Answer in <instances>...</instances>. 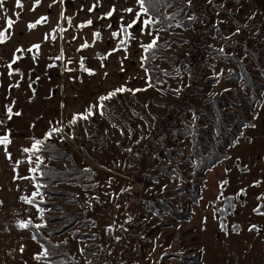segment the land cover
I'll list each match as a JSON object with an SVG mask.
<instances>
[{
	"label": "rangeland",
	"instance_id": "374dc122",
	"mask_svg": "<svg viewBox=\"0 0 264 264\" xmlns=\"http://www.w3.org/2000/svg\"><path fill=\"white\" fill-rule=\"evenodd\" d=\"M205 1L212 10L211 24L215 25L205 42L213 47L215 59L210 60L211 65L205 66L203 79L214 78L215 81L206 85V95L197 105L205 104V112H211L205 100L226 92L237 104L248 106L249 101L245 99L248 90L241 82L230 80L238 71L231 56L243 63L257 81L264 83V75L260 71L264 65V16L253 0ZM186 5H189L187 0H175L164 12L174 14ZM190 11L185 13L186 18L192 16ZM198 14V18H201L204 13L200 11ZM175 22L168 29L160 30L159 41H165L168 35L174 34L187 42H172L164 50L166 54L156 59L164 83H157L147 91L137 92L135 95L129 92L118 94L110 100L103 115L97 112L87 121H78L74 126L78 131L76 135L66 124L72 115L64 116L60 124L55 126L63 128L61 133L54 134L59 147L75 154L78 166L90 168L92 173L91 178L83 183L65 182L53 186L56 190L76 195L83 208L59 197L48 198L59 201L72 212L83 211L88 219L94 221L93 225L74 226L51 238L54 243L65 244L74 260L73 264H185L175 256L177 253L188 256L200 254L201 264H264V216L253 212L257 204H264V200L256 199L264 193V137L251 134L248 127L243 130V136L239 137L236 144L227 150L228 157L203 175L201 197L191 205L188 220H176L161 209L160 214H157L146 207L148 202L156 204L157 200L167 197L178 204V197L171 190L180 186L183 181L177 174L172 177L161 175L163 166L179 164L181 168L189 169L183 164V159L189 152L190 142L181 137L167 140L169 149L181 148V152L173 154L171 158L163 153L157 156L149 151L140 154L136 152L139 148L145 150L142 141L150 133V128L155 125L158 117L171 114V104L191 84V69L187 64H181V61L189 53L188 41L195 36L194 26L183 28L178 21ZM153 33L155 34V30ZM136 37L135 43L129 44V59L125 61L128 65L123 61L124 73L120 71V61L125 52L117 54V57L111 55L106 68L102 69L103 78L93 81L94 93L103 94L106 89L109 92L115 89L112 87L120 85L132 89L145 87L146 75L138 59L142 49L138 44L141 41L148 43L151 37L141 36L140 33ZM245 50H256L259 63ZM210 54L204 51L201 60L205 61ZM217 54L229 57L219 58ZM77 71L81 72V69L72 63L70 67L62 68L61 77H74ZM164 72L167 74H163ZM36 74L40 75L41 70ZM45 75L46 82L48 75ZM42 83L36 90L33 82L29 81L32 88L29 95L34 99L43 96L51 87ZM16 102L28 106L34 101L30 99ZM262 102L253 105L256 113ZM221 107L229 111L235 110L227 99ZM199 111L196 108L195 113L199 114ZM195 113L191 110L184 113L181 123H193ZM248 117L253 124L255 117L251 113ZM43 135L44 133L39 132H13L10 139L14 143L8 146L12 160L0 158V201H3L0 205V264H49L33 258L35 253L42 251V246L32 239L27 229L17 227L18 221L29 218L34 224L41 223L34 205L26 204L20 199L21 196L31 195L35 190V182L13 180L16 160L22 161L17 167L19 175H33L28 169L35 166L36 156L32 157L33 163L30 164L27 159L29 154L24 153L22 148L30 146V138H42ZM246 136L249 137L248 140ZM76 144L82 145V149ZM0 148V155L3 152L6 156L3 145ZM131 150L140 159L128 160V152ZM37 155L43 158L44 164L49 161L47 155ZM54 163L64 167L70 164V160L58 159ZM223 181H228V184L221 188ZM254 181L261 183L253 187ZM85 185L92 187L85 188ZM241 188L246 189L247 194L235 198ZM221 191L224 197H234L235 208L226 215L225 220L228 235L220 228L218 209L224 200L216 198ZM51 214L59 212L52 210ZM234 224L239 226L238 234L232 231ZM253 224L261 229L259 233L255 230L248 231ZM73 230L89 232L94 238L73 239ZM40 232L48 236L46 231L41 229ZM117 236L120 237L119 240L116 239ZM21 245L24 246L23 252L19 250ZM82 248L83 253L80 251Z\"/></svg>",
	"mask_w": 264,
	"mask_h": 264
},
{
	"label": "trees",
	"instance_id": "16d2710c",
	"mask_svg": "<svg viewBox=\"0 0 264 264\" xmlns=\"http://www.w3.org/2000/svg\"><path fill=\"white\" fill-rule=\"evenodd\" d=\"M173 3H175V0H167V5L159 6V12L162 14L161 19L163 16L174 17V19L170 21L171 26L176 23L175 21H178L183 28L194 26L195 36L192 40L188 41L189 53L185 54L181 61V64H187L191 69V84L183 94L179 95V99L171 104V114L158 117L155 125L150 128V133L142 141L145 150L139 148L136 152L140 154L144 153V151H149L150 154L155 153L157 156L163 153L167 158H171L173 154L180 153L181 148L169 149L167 147L168 139H178L181 137L184 141L190 142L189 152L183 159V164L189 169L186 170L181 168L179 164H168L167 166H163L161 173V175L169 177L177 174L179 179L183 181L180 186L171 190V193L178 197L176 198L178 204H174V200L167 197L157 200L156 204L148 202L146 205L149 210L157 214H160L159 209H161L163 212L169 213L171 217L176 220H188L190 218L191 205L197 203L201 197V188L204 183L203 175L217 164L224 161L228 157L227 150L236 144L239 137L241 138L243 136V130L246 127L252 126V121L249 119L248 114L251 113L253 117L256 116L253 105L257 102H259V104L262 102L264 83L257 81L256 77L249 73L243 63L238 62L234 56H231V59L235 65H237L238 71L233 74L230 80L241 82L248 90L245 99L249 101V105L243 106L237 104L232 98L225 94L226 92L205 100L211 112H205V104L201 103L197 105V103L202 102L203 97L206 95V85L213 84L215 81L214 78L203 79L205 66L211 65L210 60L215 59L213 47L205 42L208 33L215 29V25L211 24L212 10L205 0H192L191 5L182 6L179 12L166 14L164 10L170 8ZM187 10H191L192 16L195 17L194 20H189L185 17ZM200 11L204 14L201 18H198V13ZM168 23L169 21H163V27L161 24H157L153 26L152 30H166L169 28L166 27ZM172 42L187 41L174 34H170L165 41H158L160 47L156 51L155 57L145 61V67L152 75L154 85L157 83H164L162 72L157 67L155 61L158 57L166 54L164 50L168 48L169 44ZM256 50L245 51L257 62L259 60V54ZM204 51L211 54L205 61H202L201 59ZM142 55H145L143 51ZM217 55H219L217 56L219 58L229 57L223 54ZM142 70L145 72L144 68H142ZM260 71L264 75V65H262ZM163 74H165V72ZM225 99L229 101L231 107L235 110L229 111L221 107V105L225 103ZM104 103L108 106L110 100ZM196 108L200 110L199 114L195 113ZM189 110L195 113L193 123H181L182 115ZM66 124L74 135L78 133L77 128L74 127L75 125H69L68 122ZM55 136L56 135L46 142L47 150L37 153L47 155L49 161L41 165L44 174H37V181H34L35 183L39 182L43 185L40 189L43 202L41 203V198L37 197L35 203H39L40 207L45 210L44 219L41 220L40 218V220L41 223L46 224V227H42L41 229L46 231L48 236L43 235L40 232L41 229L37 231L30 227L27 230L32 236H36L35 241L37 243L50 250V256L48 258H41L39 259L40 261H54L55 264H73L74 260L65 248V244L54 243L51 238L70 230L74 226L85 227L88 226V224L93 225L94 221L88 219L83 211L72 212L59 201H51L48 198L59 197L71 204L79 205L83 208L81 200L76 195L68 191L56 190L53 186L65 182L83 183V181L91 178L92 173L90 168H80L77 164L75 154L61 149ZM248 139L249 137L246 136V140ZM76 146L82 149V145L76 144ZM58 159H69L70 164L60 167L54 163V160ZM127 159L136 161L140 159V156H136L134 150H131L128 152ZM84 187L90 188L92 186L85 185ZM225 197L231 196L228 195ZM226 203L227 201L224 200L223 205L219 209L224 208ZM52 210L58 211L59 214H51ZM232 210L233 209H229L227 212L218 211L221 223H225L226 215L230 214ZM72 238L87 240L93 239L94 235L89 232L73 230ZM175 256L185 264H201L200 254L188 256L177 253Z\"/></svg>",
	"mask_w": 264,
	"mask_h": 264
},
{
	"label": "crops",
	"instance_id": "0c3cea01",
	"mask_svg": "<svg viewBox=\"0 0 264 264\" xmlns=\"http://www.w3.org/2000/svg\"><path fill=\"white\" fill-rule=\"evenodd\" d=\"M253 1L264 16V0ZM94 2L95 0H64L61 3L60 0H57L53 4L52 0H41L40 5L36 7L35 11H32L34 0H22L23 9L16 7V0H4V9L7 11L0 9V30L6 27L8 18L13 19L15 23L13 28L9 29L7 33L10 39L4 44H0V120H3V124L0 125V135L9 130L10 135L13 132H39L43 134L49 127L59 125L61 118L64 116L83 112L89 104L96 102L97 97L108 92L106 89L103 94L94 93L96 91L92 88L94 80L103 78L102 69L107 66L108 59L102 61L99 59L98 54L100 56L105 55L118 43V39L111 38V32L118 29L121 15L124 16L125 23L132 15L122 12V9L133 7L138 10V6L135 4V0H101L94 12H88L87 9ZM49 5L52 6L49 7ZM112 5L116 6L117 12L110 18L100 19L99 17L106 13ZM61 11H64L65 16L72 18L71 25L66 20L60 19ZM17 12L20 13L19 16L16 15ZM41 16H47L48 21L38 24L34 30L29 31L27 24L35 22ZM88 19L93 21L92 25L84 28L76 27ZM58 23L60 27L66 28L67 31L63 33L57 32L55 40L49 39L45 41L44 34L52 33V29L56 28ZM109 24L113 26L111 29L108 28ZM96 31L101 33V37L93 44V33ZM130 31L135 36L140 33L139 27H135ZM74 36L76 37L75 40H73ZM85 41L92 46L77 51ZM134 41H131L130 44H134ZM36 43L41 44L37 59L35 61L32 59L35 50H33V53L25 51L22 54V59L12 65L13 70L18 68L19 71H13V75L9 76L8 72L10 69L8 64L11 62L14 50L17 47L27 49ZM61 49H63L64 58L62 60L54 59L56 56L61 55ZM120 53L124 54L123 50L113 53L112 56L117 57V54ZM16 55H21V53H16ZM139 55H142V51L139 52ZM82 56L85 58V66L94 70L95 75H89L81 70V72L77 71L78 73H75L74 77H61L62 68L70 67L72 63L80 68L79 62ZM127 56L128 58L123 60L125 65H128V62L125 63V61L129 59V53ZM140 58L141 56L138 58L139 61ZM69 60H71V63H69ZM101 63L104 64V67L100 66ZM38 70H41L40 75L36 74ZM45 73L48 75L46 82L44 81ZM29 81L33 82V87L36 90L43 85L42 82L46 84V87H51L43 96L34 99L29 95L32 91ZM16 84L19 86L9 87ZM96 84L97 82L94 83V85ZM55 94L57 95L54 96ZM29 98L33 99L34 102L28 106H23L16 102L28 101L30 100ZM6 105L12 106L13 112H21L22 114L20 116L13 115L12 119L9 120L6 113ZM55 107L57 110H55ZM50 122H52L51 125ZM252 125H255V127H248L250 133L257 137H264V98ZM12 143L14 142L12 141ZM0 156V158L4 159L6 157L3 152Z\"/></svg>",
	"mask_w": 264,
	"mask_h": 264
},
{
	"label": "snow or ice",
	"instance_id": "6c2138e0",
	"mask_svg": "<svg viewBox=\"0 0 264 264\" xmlns=\"http://www.w3.org/2000/svg\"><path fill=\"white\" fill-rule=\"evenodd\" d=\"M57 2V0H52V3L55 4ZM61 3L64 2V0H60ZM101 0H95V2L93 3V5L91 7H89L87 10L88 12H94L96 7L100 4ZM209 3L212 2V0H208ZM41 3V0H34V4L32 7V11H35L36 7L39 6ZM187 3L189 5H191L192 0H187ZM135 4L138 6V10L134 9L133 7H127V8H123L122 12L124 13H129L132 14L129 18V20L127 21V23L124 22V16L121 15L120 16V22H119V27L117 30L112 31L111 32V38L113 39H118V43L116 44V46L114 48H112L111 50H109L105 55L103 56H99L100 60H106L108 59L113 53L119 52L121 50H123L125 52V56L121 59L120 61V71L123 72L125 69L123 67V60L127 59V53H128V48H129V44L131 43V41L136 40L137 37L133 34L132 29H134L135 27H139L140 30V35L144 36V35H148L149 37H151L150 41L148 43H143L142 41L139 42L138 46L140 49H142L143 53L145 55L141 56V67L144 68L145 73H146V77H145V87L144 88H128L126 85H120L119 87H116L115 89L107 92L104 95H100L99 97H97V100L95 103L93 104H89L83 112L80 113H74L72 115V118L68 121L69 125H75L78 121L80 120H84L87 121L89 120L90 117L94 116L97 114V112L100 115L104 114V110H105V101H109L112 98H114L115 96H117V94H122L125 92H129L132 95H135L137 92H141V91H147L148 88H152L154 87V83H153V77L152 75L148 72V69L145 67V61L150 59V58H154L155 57V53L156 51L159 49L160 45L158 43L160 36H159V32L160 29H156L155 30V34L153 33V26L157 25V24H161L162 27L163 25V21H169V23L166 25V27H171V23L170 21L172 19H174V17L171 16H163L162 14L159 12V6L161 5H167V0H135ZM52 5H49V7H51ZM16 7L23 9V3L22 0H16ZM0 9H3L4 11H7L6 9H4V0H0ZM117 12V8L115 5H112L110 7V9L104 13L101 17H99L100 19H105V18H110L114 15V13ZM17 16L20 15L19 12L16 13ZM256 14L254 13L253 16H255ZM251 18V17H250ZM60 19L61 20H66L68 22L69 25H71V17H67L65 16L64 11H61L60 13ZM189 20H194L195 17L194 16H189L188 17ZM48 21V17L47 16H41L39 19H37L35 22H29L27 24V28L29 31L34 30L38 24H42V23H46ZM15 21H13V19L8 18L6 20V27L2 30H0V44H4L8 41V39H10V36L7 35L8 30L13 28ZM93 21L91 19H88L86 22L81 23L79 25H77L76 27L79 28H84L87 26L92 25ZM179 26V25H177ZM113 26L111 24L108 25V28L111 29ZM67 31L66 28L60 27L59 23L57 24V27L52 29V33H45L44 34V40L48 41L49 39L55 40L56 39V33L60 32L63 33ZM236 32H239V28L236 29ZM235 35V33L233 34ZM101 37V33L99 31H96L93 33V44L95 43V41L97 39H99ZM76 37H73V40H75ZM92 45H90L87 41H85L84 43H82L80 45V47L77 49V51H81L85 48H89ZM41 48V44L36 43V44H32L30 47H28L27 49H24L23 47H17L12 55L11 58V62L8 64V68L10 69V71L8 72L9 76L13 75V71L18 72L19 69H12V65L16 64L17 61H19L20 59H22V54L27 51L28 53H33V50H35V54H33L32 59L35 61L37 59V55L39 54V50ZM220 51H223V49H221ZM16 53H21V55H16ZM63 57V49H61V55L56 56L54 59L56 60H62ZM69 63H71V60H69ZM51 66V65H50ZM101 67H104V64L101 63L100 65ZM79 67L82 71L88 73L89 75H95L94 70L87 68L85 66V58L82 56L80 58V62H79ZM69 71H71V69H68ZM167 74V73H165ZM105 76H107V73L104 74ZM19 85H10L9 87H18ZM13 103H15V101H13ZM63 107V105H61ZM6 113H7V117L9 120L12 119L13 115L15 116H20L22 113L21 112H13V108L10 105H6ZM59 123V122H57ZM3 124V120H0V125ZM52 124V122H50V125ZM253 127H255V125H252ZM34 127V125H33ZM63 131L62 127H55V126H51L49 127V129L44 133L42 138H35L32 137L31 139V143L29 147H23L22 151L24 153H28V162L31 164L33 163L32 157L36 156L35 159V166L34 167H30L28 169V171L30 173H32L33 175L31 176H21L19 175V173L17 172V167L22 163V161L20 160H16L14 162V167H13V171H14V176H13V180H17V179H21V180H32V181H37V174L38 175H43L44 171L41 168V165L44 164L43 158L39 155H37V153H40L43 150H47V141L51 140V138L54 136V134L56 133H60ZM123 134V133H122ZM61 140L63 139V137L60 138ZM11 139H10V130L6 133H4L3 135H0V145H3L4 147V151L6 154V158L11 161L12 160V155L10 152H8V146L11 144ZM51 158V157H50ZM46 167V166H45ZM247 170V169H245ZM226 171H228L226 169ZM261 183V181H254L252 186L256 187ZM228 184V181H223L221 182V188H223L224 186H226ZM43 185H41L39 182H36L34 184V188L35 190L31 193L30 196H21L20 199L22 201H24L26 204L29 205H34V207L36 208L37 213L39 214L41 220L44 219V209L40 207L39 203H35L36 198L40 197L41 198V203L43 202L42 199V193L40 191L41 187ZM123 191V190H122ZM247 194V190L244 188H241L235 195V198H239L240 196H244ZM217 200H225L227 201L226 206L222 209H219L218 211L221 212H227L229 209H234L235 208V204L232 203V200L234 199V197H224V193L223 191L220 192V194L217 196L216 198ZM256 199L258 201L260 200H264V193L260 194L259 196L256 197ZM3 204V201H0V205ZM117 207H119V205H117ZM262 209H264V204H257L256 207L253 208V212L258 214V215H262L264 216V211H262ZM206 219V218H205ZM219 219V218H218ZM17 227L20 229H29L34 228L37 231L39 229H41L42 227H46V224L44 223H33V220L31 218L27 219V220H20L17 223ZM122 227V226H121ZM109 228H111V226H109ZM220 228L222 231L225 232V235H228V231H227V225L225 223H221L220 224ZM256 231L257 233H259L261 231V229L253 224L250 225L248 228L249 232L252 231ZM232 231L236 232L237 234L239 233V226L238 225H232ZM32 239L35 240L36 236L33 235ZM117 240L120 239L119 236L116 237ZM20 252L24 251V246L21 245L20 246ZM81 253H83L84 249H80ZM203 251V250H202ZM50 250L46 247H42V251H40L39 253H35L33 258L34 259H41V258H48L50 256ZM49 264H55L54 261H49Z\"/></svg>",
	"mask_w": 264,
	"mask_h": 264
}]
</instances>
